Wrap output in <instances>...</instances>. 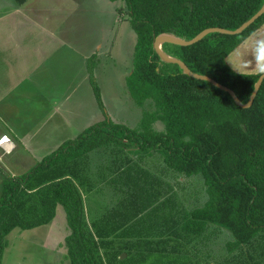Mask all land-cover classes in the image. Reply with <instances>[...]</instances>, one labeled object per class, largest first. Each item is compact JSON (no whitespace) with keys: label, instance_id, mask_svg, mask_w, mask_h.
Returning a JSON list of instances; mask_svg holds the SVG:
<instances>
[{"label":"trees","instance_id":"16d2710c","mask_svg":"<svg viewBox=\"0 0 264 264\" xmlns=\"http://www.w3.org/2000/svg\"><path fill=\"white\" fill-rule=\"evenodd\" d=\"M111 1L124 2L137 36L126 85L135 104L144 109L140 127L132 130L107 116L29 173L7 177L0 197V264L8 235L17 228L48 225L58 206L64 208L70 230L65 237L70 264H128V258L119 257L122 251L111 252V237L94 234L77 184L89 152L110 144L161 151L168 172L183 178L203 177L206 203L184 215L181 236L170 237L181 240L178 246L184 256H189L187 244L214 227L228 230L234 238L225 246L231 259L229 254L222 255L215 262L264 264V81L252 106L244 109L229 93L184 74L179 65L162 61L153 47L161 34L191 40L208 28L234 31L263 7L264 0ZM263 25L264 14L241 35L213 33L192 46L165 44L162 49L194 73L230 88L247 104L261 74H238L227 57ZM88 66L96 89L97 56L89 58ZM96 98L105 111L101 95L96 93ZM149 101L153 110L145 108ZM159 121L164 123L163 131L154 129ZM172 247L177 250L175 244ZM165 259L161 264H175L173 255Z\"/></svg>","mask_w":264,"mask_h":264},{"label":"crops","instance_id":"0c3cea01","mask_svg":"<svg viewBox=\"0 0 264 264\" xmlns=\"http://www.w3.org/2000/svg\"><path fill=\"white\" fill-rule=\"evenodd\" d=\"M31 1L0 0V162L14 152L17 154L13 166L17 174L4 175L0 170V186L7 176L29 173L64 143L105 121L101 106L90 105L81 96L85 88L93 87L91 83L88 87L73 86L70 76L62 83V73L76 74L75 68L70 67V61L65 65L58 63L60 69L51 62L61 50L72 47L49 26L52 11L49 0H36L37 4H30ZM257 39H264V25L227 57L235 72L238 69L241 74H258L253 62ZM73 51L77 60L86 62L95 54L87 56L77 48ZM245 62H252L247 69ZM83 66H86L84 62ZM83 71V83L91 82L88 71ZM109 116L120 125H124L125 119L132 120ZM141 119L142 116L137 124L140 125ZM158 123L154 129L163 131L156 127ZM113 145L89 152L81 163L83 171L77 181L86 219L94 234L111 237L112 253L133 249L142 258L155 256L153 264H161L160 260H166L167 255H173L175 264L215 263L216 252L226 242L222 229L207 228L199 249L193 250V254L189 252L188 258L178 246L181 240L170 238L182 235L186 213L204 206L205 188L202 186L198 193L192 191L185 196L183 176L168 172L165 155L157 156V150H123ZM7 171L11 172L10 168ZM184 198L192 203L191 211ZM184 205L190 212H184Z\"/></svg>","mask_w":264,"mask_h":264},{"label":"rangeland","instance_id":"374dc122","mask_svg":"<svg viewBox=\"0 0 264 264\" xmlns=\"http://www.w3.org/2000/svg\"><path fill=\"white\" fill-rule=\"evenodd\" d=\"M34 3H36V0L30 2V4ZM48 6L49 11L52 8L49 13V26L55 30L58 38L66 41L72 47V50H61L62 53L51 62L57 68L58 63L62 62L65 65L66 61H70V67L75 68L76 74L74 72L62 73L60 76L63 79L62 83L64 84L67 77L70 76V84H73V86H91L92 83L89 80L86 83L82 81L85 75L83 70L85 69L86 73L88 71L89 74V59L87 62L77 60V57L74 56L75 51H73V48L79 49L82 52L81 54L87 56L95 53L97 66L94 69V76L97 81V88L95 89L92 86L85 88L83 90L84 93L81 92V96L89 99H86V101L90 105L95 104L98 107L99 102L96 98V93L100 94L103 96L101 100L105 106V111H102L105 120L109 115L112 117L117 115L132 118V120L125 119L123 124L129 129H139L140 125L139 123L137 124V120L141 118L144 109L133 102L126 85V79L133 68V54L137 36L130 23L124 2L113 3L111 0H49ZM50 15L53 17L50 18ZM109 50H111V54H108ZM83 62L86 65L85 67ZM58 69H60V66ZM55 92H53L54 96ZM75 97H77V94H75ZM145 108L147 110L154 109L151 101L146 103ZM156 127L162 128L159 130H163L165 126L163 122H160ZM109 147L113 148L114 145L111 144ZM119 147L123 150L139 148L138 146H130V148L125 149L122 145ZM101 148L109 149L107 146ZM157 152V156L164 157V153L162 154L161 151ZM16 155L14 152L12 155L6 156L3 162H0V170L4 175L17 174L13 167ZM7 167L10 168L11 172L7 171ZM183 179L185 181V196L192 191L198 193L202 186H205L201 175ZM1 194L2 186H0V197ZM184 203L191 211L192 203L185 198ZM185 205L184 212H190L187 211ZM223 231L226 235V242L223 249L216 252L217 259L222 255L227 256L229 254L225 246L234 240L228 230L224 229ZM69 233L70 230L64 208L59 206L57 215L50 225L30 230L17 228L8 235V245L4 252L2 264H70L65 247V237ZM203 235L194 238L190 244L186 245V249L191 254H193V250L199 249V243ZM123 255L129 259L128 264L138 263L136 260L139 257V252L133 249H124L119 257L121 258ZM154 257L151 255L144 259L140 258V263L138 264H153ZM230 257L231 253L229 254V259H231ZM213 264L218 263L215 262Z\"/></svg>","mask_w":264,"mask_h":264},{"label":"water","instance_id":"95a60500","mask_svg":"<svg viewBox=\"0 0 264 264\" xmlns=\"http://www.w3.org/2000/svg\"><path fill=\"white\" fill-rule=\"evenodd\" d=\"M264 14V5L263 7L248 21H246L245 23H243L238 29L234 30V31H230V30H226L223 28H218V27H214V28H208L205 29L204 31H202L200 34H198L196 37H194L191 40H183L180 38H177L173 35H168V34H161L159 36L156 37L153 47L154 50L156 51V53L158 54V56L161 58L162 61L166 62V63H170V64H176L179 65V67L183 70V73L194 78L197 80H202V81H207L209 83H211L213 86L217 87L218 89L225 91L227 93L230 94V96L233 98V100L235 101V103L244 108H250L262 86V83L264 81V75H261L257 81V83L255 84V88L254 91L250 97V100L247 104H244L239 97L236 95V93L234 91H232L230 88L216 82L214 79H212L209 76L206 75H200L197 73H194L183 61L173 58L169 55H167L162 47L165 44H172V45H178V46H183V47H188V46H192L195 45L197 43H199L200 41H202L206 36L213 34V33H219V34H223V35H230V36H238L241 35L246 29H248L250 26H252L262 15ZM125 256L123 255L121 258H124Z\"/></svg>","mask_w":264,"mask_h":264},{"label":"clouds","instance_id":"9594fccd","mask_svg":"<svg viewBox=\"0 0 264 264\" xmlns=\"http://www.w3.org/2000/svg\"><path fill=\"white\" fill-rule=\"evenodd\" d=\"M253 62L255 65V71L258 74L264 75V39H257L255 41ZM249 63L252 62H245L246 69L248 68ZM237 73L241 74L238 69Z\"/></svg>","mask_w":264,"mask_h":264}]
</instances>
